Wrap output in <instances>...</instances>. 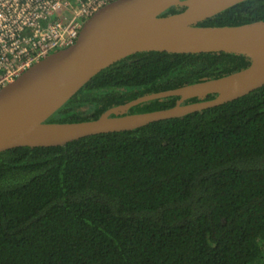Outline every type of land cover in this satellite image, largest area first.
<instances>
[{"label": "trees", "instance_id": "obj_1", "mask_svg": "<svg viewBox=\"0 0 264 264\" xmlns=\"http://www.w3.org/2000/svg\"><path fill=\"white\" fill-rule=\"evenodd\" d=\"M256 20H264V0L241 1L197 25ZM250 62L224 51L135 52L92 76L46 121L95 119ZM0 264H264V85L132 130L0 151Z\"/></svg>", "mask_w": 264, "mask_h": 264}, {"label": "water", "instance_id": "obj_2", "mask_svg": "<svg viewBox=\"0 0 264 264\" xmlns=\"http://www.w3.org/2000/svg\"><path fill=\"white\" fill-rule=\"evenodd\" d=\"M244 0H114L85 20L75 42L36 62L0 90V151L18 146L64 145L81 137L132 130L213 107L264 85V20L239 25L199 22ZM185 9L161 15L171 6ZM233 52L250 64L217 78L141 95L95 119L46 121L92 76L135 52ZM216 94L210 99L185 102ZM179 96L167 108L130 112L142 102Z\"/></svg>", "mask_w": 264, "mask_h": 264}, {"label": "built area", "instance_id": "obj_3", "mask_svg": "<svg viewBox=\"0 0 264 264\" xmlns=\"http://www.w3.org/2000/svg\"><path fill=\"white\" fill-rule=\"evenodd\" d=\"M114 0H0V90L50 54L72 45L79 17Z\"/></svg>", "mask_w": 264, "mask_h": 264}, {"label": "flooded vegetation", "instance_id": "obj_4", "mask_svg": "<svg viewBox=\"0 0 264 264\" xmlns=\"http://www.w3.org/2000/svg\"><path fill=\"white\" fill-rule=\"evenodd\" d=\"M78 24H79V25H78V29L81 30V28H82V26H83V24H84V23H83V18H82L81 16L79 17Z\"/></svg>", "mask_w": 264, "mask_h": 264}]
</instances>
